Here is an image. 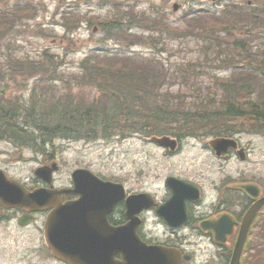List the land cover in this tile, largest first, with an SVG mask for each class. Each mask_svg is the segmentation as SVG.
Wrapping results in <instances>:
<instances>
[{
    "label": "trees",
    "instance_id": "trees-1",
    "mask_svg": "<svg viewBox=\"0 0 264 264\" xmlns=\"http://www.w3.org/2000/svg\"><path fill=\"white\" fill-rule=\"evenodd\" d=\"M104 1L117 7V0ZM6 2L0 0L5 8L0 10V42L14 30L16 20L32 11L24 6L9 9ZM251 2L254 5L247 7L228 0L216 18L189 9L191 23L197 25L190 24L178 33L182 37L199 34V54L203 55L197 62L203 66L199 69L206 68L213 75L211 85L198 80L201 72L194 63L172 67L167 59L156 56L91 50L80 60L76 75L68 79L59 75L60 56L48 51L39 60L0 53V83L7 78L16 83L22 75L33 82L26 102L7 97L6 88L0 86V140L48 157L56 140L93 142L137 134L178 139L264 135V0ZM133 3L126 0L124 11H113L99 22L105 40L128 46L146 41L152 54H161L164 50L154 33L171 35L168 22L138 18ZM74 18L70 12L61 16L67 33L76 31L85 19L79 16L72 22ZM134 28L145 30L148 37ZM55 82L63 87L53 86ZM174 84L191 87L188 98L168 92L172 87L179 89ZM73 87H92L98 94L86 101ZM256 245L259 255L254 257L249 245L246 264H264V244L257 241Z\"/></svg>",
    "mask_w": 264,
    "mask_h": 264
},
{
    "label": "rangeland",
    "instance_id": "rangeland-1",
    "mask_svg": "<svg viewBox=\"0 0 264 264\" xmlns=\"http://www.w3.org/2000/svg\"><path fill=\"white\" fill-rule=\"evenodd\" d=\"M233 4H252L251 0H229ZM126 0H117V7L112 2L104 0H7L8 8L21 6L31 8L25 17L15 21L14 30L7 33L0 42V53L12 55L18 59L39 60L40 56L48 51L60 56L58 69L60 76L71 79L78 71L80 60L91 50H106L111 53L124 55L139 54L143 58L158 57L167 59L170 66L178 63L192 62L197 70H200L199 81L211 85L213 75L199 69V54L201 44L199 34L182 37L180 31L191 23L189 9L197 13L215 18L223 10L225 0H134L133 8L138 12V18L149 19L164 18L171 35L165 33L164 37L154 33L159 48L164 51L161 54H152L150 44L128 46L116 41H106L99 22L112 16L113 11L125 10ZM179 5L178 10H173L174 5ZM0 10H4L0 4ZM64 12H70L75 18L81 17L83 22L72 34L67 33L61 26V16ZM158 12V13H157ZM157 13V14H156ZM156 14V15H155ZM197 16V15H196ZM72 22H74L76 19ZM204 18V17H201ZM81 19V20H82ZM96 20V21H94ZM139 34L148 32L134 28ZM234 34L238 32L233 31ZM162 56V57H161ZM217 71H215L216 73ZM229 72L223 75H228ZM2 85V86H1ZM53 86L63 87L58 83ZM179 87L167 89L175 96L184 95L188 98L190 88L174 84ZM6 88V96L21 97L26 102L33 86L32 80L26 75L19 76L17 82L7 78L5 83H0ZM172 86V85H169ZM54 89V88H53ZM74 93L89 101L97 96L98 91L92 87L74 88ZM56 95H60L57 90ZM236 138L247 150V159L242 162L237 156L228 162H218L209 148L202 146L204 139H183L181 149L174 152L163 151L152 144L146 143L141 135H134L125 139L113 138L110 140L86 141H62L56 140L54 147L48 150V157L44 158L40 153L29 147H16L8 141L0 142V166L15 173L19 179L29 181L33 172L40 166L50 165L57 161L59 171L54 175V185H62L70 181L73 171L86 169L98 177L121 184L130 194L149 192L158 201L168 197L169 192L164 187L167 177L187 179L191 181L201 180L208 198L215 196L216 187H223L224 171L228 172L233 180L252 181L264 186V135L240 134ZM45 216L37 215L35 222L27 227H20L17 220L3 219L0 221V264H62L50 257L49 251L43 239V224ZM146 232L155 241H162L163 228L153 218H149ZM253 233L261 232L258 239L264 244V223L259 224ZM153 233V234H152ZM157 236V237H156ZM199 241V240H198ZM250 241H257L254 237ZM262 246V245H260ZM197 251L196 261L192 264H204L208 247L195 246ZM250 246L248 247V250ZM201 250V251H200ZM247 254V253H246ZM242 258V257H241Z\"/></svg>",
    "mask_w": 264,
    "mask_h": 264
},
{
    "label": "water",
    "instance_id": "water-1",
    "mask_svg": "<svg viewBox=\"0 0 264 264\" xmlns=\"http://www.w3.org/2000/svg\"><path fill=\"white\" fill-rule=\"evenodd\" d=\"M148 141L167 148L172 153L178 147L177 139L170 136H151ZM204 144L212 148L218 158L231 149L238 150L237 141L229 137L213 138L204 141ZM238 153L240 159L245 160L244 149L238 150ZM54 170H57L56 164L37 169L35 175L49 182ZM72 178L73 190L37 189L33 193H28L19 184L10 185L7 180L0 178V200L5 207H26L34 212L49 210L44 228L45 243L52 256L65 264H182L181 256L176 250L149 246L136 234L139 225L137 215L143 209L155 206L150 195L139 194L125 199L122 185L103 182L87 170H76ZM165 184L172 195L164 205L157 207L156 212L170 225H180L186 218V201L194 200L192 195L197 196L194 193L197 186L190 181L173 177L167 178ZM238 188L253 198L259 196L257 187L252 185L245 184ZM62 193H73L79 199L62 204ZM123 200L128 223L110 229L109 234H99L95 226L106 223V215ZM263 205L264 198L257 201L243 218L231 264H239L247 231ZM178 211L179 213H172ZM30 220L26 216L21 219L20 224L24 226ZM234 226L235 224L230 223L227 233H231ZM217 242L225 243V238H217Z\"/></svg>",
    "mask_w": 264,
    "mask_h": 264
},
{
    "label": "flooded vegetation",
    "instance_id": "flooded-vegetation-1",
    "mask_svg": "<svg viewBox=\"0 0 264 264\" xmlns=\"http://www.w3.org/2000/svg\"><path fill=\"white\" fill-rule=\"evenodd\" d=\"M1 155L2 154L0 153V156ZM235 156H237L236 152L232 151L229 153L228 159H221L217 161L226 163ZM0 171L5 173V175L9 179L21 183L29 192H33L37 188L50 187V185L46 183L47 181L45 179L36 177V175H33V177L29 181H23L16 177L17 175H15V173L10 172L9 169L5 167L0 166ZM69 180L70 181H67L65 184L55 186V180L52 179L51 186L55 189L60 190L72 189L73 182L71 179ZM223 181H225L223 187H216L215 196L213 198H211L212 196L208 198L203 187L202 181L196 179L195 182L200 186L201 197L197 203L187 204V220L185 224L180 227L171 228L167 226L162 220L157 217L154 208L142 212L139 215L140 224L137 227L138 235L142 240H144L145 243L149 245L157 242V245L176 247L181 251L189 253L191 256V262L194 261L196 256L197 251L194 249L195 246H199L200 249L208 247L207 254L203 262L204 264H229L232 251L236 242H234V240L238 238L241 227L239 225L233 227L231 229V235L226 237L227 241H230L231 247H227V245L219 246L214 242L215 238L223 239L222 236L218 237L215 233L218 228L219 221L221 223L220 230L224 231H227L230 226V222L227 223V219H233L236 224H241L246 213L254 205V203H256L262 197L264 198V188L261 187L259 183L255 184L252 181H242L237 179L233 180V177L225 171ZM9 183H11V181ZM250 183L257 185L261 189V195L257 197L258 199H254L252 196L238 189L240 185ZM153 197L156 198L154 195ZM75 199H77V197L72 194L65 196L63 195L64 203L71 202ZM163 202L164 200L157 201L158 204H162ZM124 212V205L120 204L111 213L107 215L106 220L108 225L112 227L124 225L127 222ZM28 214L32 216V220L27 226H29L31 223H34V218L36 217V214L34 215V213H30L27 209L24 208L6 209L4 206L1 205L0 201V221H2L3 219L17 220V223L19 224L20 219ZM43 215H46V213H43ZM149 218H153L155 221H157L159 225H161V227L163 228L161 235L164 240L155 241V239L151 235H148L145 228L147 226ZM214 220H217L218 222L213 223ZM210 221L211 225H207L206 223ZM262 222L264 223V205L259 208L258 214L252 221L248 233L246 234L244 248L241 254V257L243 256V264H246V259L249 255V245H252L254 257L256 255H259L258 245H256V243L261 237V232L255 234L252 231L257 230L259 224H261ZM208 227L210 228L205 229ZM252 237L257 239V241H250ZM233 242L234 245L232 246Z\"/></svg>",
    "mask_w": 264,
    "mask_h": 264
},
{
    "label": "bare ground",
    "instance_id": "bare-ground-1",
    "mask_svg": "<svg viewBox=\"0 0 264 264\" xmlns=\"http://www.w3.org/2000/svg\"><path fill=\"white\" fill-rule=\"evenodd\" d=\"M234 43V42H233ZM232 43V44H233ZM243 46V45H242ZM254 48V47H253ZM232 51V50H231ZM237 58V57H236ZM226 134V133H225ZM23 144V143H22ZM245 156V158L247 159V153L244 155ZM37 177V176H36ZM40 178V177H39ZM25 191H27L28 193H33V192H29L28 190H26L25 189ZM1 201V200H0ZM121 204H123V203H121ZM124 205V204H123ZM21 208H24V209H27L26 207H21ZM28 210V209H27ZM30 213H33L34 211H31V210H28ZM37 213H39V212H37ZM124 215H125V217H126V213L124 212ZM26 216H29L30 218H31V220H32V216L30 215V214H28V215H26ZM26 216H24V217H26ZM24 217H22L21 219H23ZM21 219H20V221H21ZM126 219H127V217H126ZM31 220L29 221V223L31 222ZM105 222L106 223H100V225L98 224V226L96 225L95 226V228L97 229V231L99 232V234H101V235H105V234H109L110 233V229H112V228H116V227H122V226H124V225H126L127 223H128V219H127V222L124 224V225H120V226H116V227H112V226H110V225H108V223H107V220H105ZM217 223L218 221L217 220H214L213 221V223ZM28 223V224H29ZM212 223V224H213ZM20 224V223H19ZM28 224H26V225H24V226H27ZM139 224H140V220H139ZM207 225H211V221L210 222H208V223H206ZM20 227L22 226L21 224L19 225ZM24 226H22V227H24ZM139 226V225H138ZM220 226H221V223H220V221H219V224H218V228H217V230L215 231V233H216V236H222L223 238H225L226 239V237H227V231H224V230H220ZM210 227H208V228H205V229H209ZM226 234V235H225ZM143 243H145L144 241H142ZM236 242H237V240H236ZM236 242H235V245H236ZM244 243H245V241H244ZM244 243H243V247H242V250H243V248H244ZM145 244H147V243H145ZM147 245H149V244H147ZM152 245H154V246H162V245H157V244H152ZM149 246H151V244L149 245ZM163 247V246H162ZM234 248H235V246H234ZM168 249H171V248H168ZM233 254H234V249H233V251H232V255H231V258H230V262H229V264H231V262H232V258H233ZM241 254H242V251H241ZM119 256H117V258H118ZM240 259H241V255H240ZM240 260H239V264H240Z\"/></svg>",
    "mask_w": 264,
    "mask_h": 264
}]
</instances>
